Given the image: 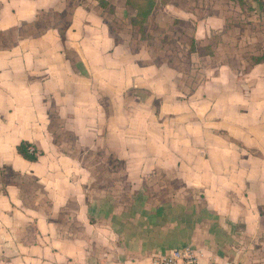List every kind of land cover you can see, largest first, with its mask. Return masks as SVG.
I'll use <instances>...</instances> for the list:
<instances>
[{
	"label": "crops",
	"instance_id": "obj_1",
	"mask_svg": "<svg viewBox=\"0 0 264 264\" xmlns=\"http://www.w3.org/2000/svg\"><path fill=\"white\" fill-rule=\"evenodd\" d=\"M104 1L111 18L97 0H0V264H154L186 246L264 264V0H169L139 42L110 28L134 11ZM173 37L184 62L155 59ZM104 170L133 207L89 203ZM158 175L194 196L149 208Z\"/></svg>",
	"mask_w": 264,
	"mask_h": 264
},
{
	"label": "rangeland",
	"instance_id": "obj_2",
	"mask_svg": "<svg viewBox=\"0 0 264 264\" xmlns=\"http://www.w3.org/2000/svg\"><path fill=\"white\" fill-rule=\"evenodd\" d=\"M108 10V15L111 16L114 14L113 12V7H108L106 8ZM133 18V17H132ZM156 25V23L153 21L152 24H150V29H152V27ZM110 28L112 33L114 34L115 37H117L119 40H121L122 37H118L120 34L122 36H125L126 39L131 40L132 42H139V35L138 33L141 35V37L144 36V28H143V32H140L139 28L134 27L132 25V19L128 20L125 19V23L121 21V19H119V17L115 16L113 19H110ZM167 28V22H164L159 29H166ZM138 32V33H137ZM171 32H175L178 33V30H174L173 28H171ZM146 35H148L149 37H153L150 33H147ZM171 36V34H170ZM175 36V35H174ZM146 37V36H145ZM124 40V39H123ZM144 41L146 45L150 44L152 45V47L154 49L160 50V45H162V43L164 42L163 40H157V42H153L148 38H145ZM161 43V44H160ZM168 45H170V47L167 49L166 52H162L160 53V55H155V59H159L160 61H181V63H183L185 58L184 55V47H185V43H179L178 41H175L174 37L172 39V41L167 42ZM154 45V46H153ZM162 49V48H161ZM163 51V50H162ZM169 53H176V55H167ZM162 56V57H159ZM183 61V62H182ZM186 61V60H185ZM30 148L33 149V147L30 146ZM34 150V149H33ZM88 156V155H87ZM108 170V169H106ZM106 170H104L103 172H101L98 175L94 174L97 176V180L96 183L92 184L91 187L88 190V196H90V204H96L95 199L99 198L101 204L105 205L108 204L110 206V208H112L113 210H121L122 208H127V207H133L131 199H129L128 197V191H126V187L124 185H120L114 181H112L111 184L108 183H102V184H98V178H100V180H102V178H104V176L106 175ZM97 173H99V171L96 170ZM107 180V179H106ZM108 182V180L106 181ZM181 185H178V183L173 180L172 177L170 176H166V175H158L155 176L154 178H152L150 180V185L148 186L149 190H148V194L149 196V208H156L158 206V204L163 203V200H161V198L159 199V196H170L169 194L171 193H175V194H181L180 196H184V201L189 202L188 198L189 196H194V194H192V192L190 193L188 190H184L183 187H180ZM108 196L111 197V200L108 199ZM192 202V201H191ZM138 208H142L141 205L137 206ZM179 211V210H177ZM180 211H185L184 209H180ZM95 220L98 218H94ZM123 218L121 217H117L116 218V223L114 224L115 228H118L120 222H122ZM128 226V223L126 224ZM128 229V228H127ZM163 231L161 230L158 231V229H153L148 231V235H145V238H150V241L152 242H156L157 240H159L160 236L162 235ZM234 264H238L237 262H234Z\"/></svg>",
	"mask_w": 264,
	"mask_h": 264
},
{
	"label": "trees",
	"instance_id": "obj_3",
	"mask_svg": "<svg viewBox=\"0 0 264 264\" xmlns=\"http://www.w3.org/2000/svg\"><path fill=\"white\" fill-rule=\"evenodd\" d=\"M99 6L102 9L108 8V4L104 0H97ZM127 7L134 11V17L132 18V25L139 28L140 32H143L144 25L146 24L148 18L152 14L153 10L157 5H165L169 0H123ZM234 1V0H233ZM193 50L192 48L190 51ZM201 56V52H198ZM264 58L257 59L255 62H260ZM29 145L21 144L17 147V153L24 159L30 162H35L37 160V154L29 153Z\"/></svg>",
	"mask_w": 264,
	"mask_h": 264
},
{
	"label": "built area",
	"instance_id": "obj_4",
	"mask_svg": "<svg viewBox=\"0 0 264 264\" xmlns=\"http://www.w3.org/2000/svg\"><path fill=\"white\" fill-rule=\"evenodd\" d=\"M29 153H34V150L29 147ZM201 254L192 247L186 246L181 249L172 250L163 256L157 258L154 264H222L216 260L203 263ZM229 264V263H225Z\"/></svg>",
	"mask_w": 264,
	"mask_h": 264
}]
</instances>
